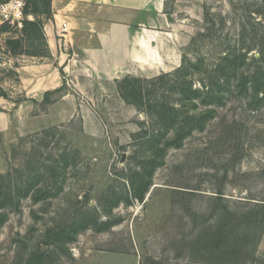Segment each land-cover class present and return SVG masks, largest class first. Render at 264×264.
Instances as JSON below:
<instances>
[{"label": "rangeland", "instance_id": "1", "mask_svg": "<svg viewBox=\"0 0 264 264\" xmlns=\"http://www.w3.org/2000/svg\"><path fill=\"white\" fill-rule=\"evenodd\" d=\"M170 11L165 57L135 74L92 73L71 43L70 57H52L47 39L0 34V183L40 176L17 208L7 200L0 210V264H23L31 251L45 254L41 264H264V102L231 97L174 148L165 146L172 131L122 97L128 76L151 81L183 55L215 60L243 24L264 33V0H176ZM10 37L21 40L19 54L8 52ZM153 135L162 137L154 145ZM39 187L44 197L35 201ZM218 194L230 210L253 214V226L224 221Z\"/></svg>", "mask_w": 264, "mask_h": 264}, {"label": "trees", "instance_id": "2", "mask_svg": "<svg viewBox=\"0 0 264 264\" xmlns=\"http://www.w3.org/2000/svg\"><path fill=\"white\" fill-rule=\"evenodd\" d=\"M24 15L32 17V20L26 17L23 21L21 32L23 37L32 42L45 41L41 18L44 17L45 20L51 18V0H25ZM252 16L249 14V18L253 20ZM249 25L251 28L246 24L241 25L234 43L223 40L225 46L216 52L215 60L199 56L193 61L192 58L183 55L180 67L171 73H162L151 81L129 76L123 79V100L147 112L148 116L153 118L155 128L164 133L172 131L173 135L165 142L166 147L180 148L190 134L195 131L202 132L206 123L216 115V109L231 97L244 99L254 107L264 102V33L257 30L259 23ZM8 32V27H0V34ZM6 46L8 52L13 55L23 51L22 42L16 37L8 38ZM40 53L39 49L33 54L27 52L32 56H38ZM144 84L150 86V89ZM59 91L60 89H56L54 93ZM51 93L45 92L44 97L47 101ZM171 95H175L177 99L175 104L167 103V98ZM0 98L7 99L1 87ZM160 138H162L160 135H153L147 142L152 141L154 145ZM161 149L162 147L153 148L154 161L159 159ZM34 174L35 181L30 184L23 183L13 188L0 183V210L8 205L7 200L12 207L19 206L21 198H26L40 179L39 171H35ZM5 177L0 175V180H4ZM34 193L35 201L44 197L40 187ZM143 197L142 194L136 192L134 194V198L141 202ZM216 200L223 202V213L226 215L224 221L235 220L248 228L253 226L246 223L253 214H237L238 212L230 210L221 194L216 196ZM3 216L4 214L0 212V223ZM237 227L239 228L238 225L230 227L225 233L234 234L238 230ZM225 238L231 239L228 234H225ZM228 244L229 242L225 247ZM44 257L45 254L40 251H31L23 264H41ZM223 259L227 261L226 257Z\"/></svg>", "mask_w": 264, "mask_h": 264}, {"label": "crops", "instance_id": "3", "mask_svg": "<svg viewBox=\"0 0 264 264\" xmlns=\"http://www.w3.org/2000/svg\"><path fill=\"white\" fill-rule=\"evenodd\" d=\"M175 1L53 0L52 16L44 23L50 55L70 57L66 45L71 43L74 58L95 74L151 69L157 57H165L162 48L170 38L166 30L173 24ZM62 24L67 25L65 45L55 36Z\"/></svg>", "mask_w": 264, "mask_h": 264}, {"label": "built area", "instance_id": "4", "mask_svg": "<svg viewBox=\"0 0 264 264\" xmlns=\"http://www.w3.org/2000/svg\"><path fill=\"white\" fill-rule=\"evenodd\" d=\"M24 8L25 0L0 1V27L6 26L9 28V32L3 34H11L12 32L20 33L22 31L25 18H31L30 16L24 15ZM65 34H67V25L62 24L59 33V40L63 41V43L67 40Z\"/></svg>", "mask_w": 264, "mask_h": 264}, {"label": "water", "instance_id": "5", "mask_svg": "<svg viewBox=\"0 0 264 264\" xmlns=\"http://www.w3.org/2000/svg\"><path fill=\"white\" fill-rule=\"evenodd\" d=\"M125 156H126L125 153H123V154L121 155V158H120V162H121V163L124 162V160H125Z\"/></svg>", "mask_w": 264, "mask_h": 264}]
</instances>
